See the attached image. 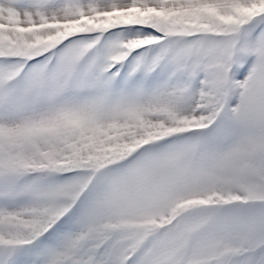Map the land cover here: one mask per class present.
I'll return each instance as SVG.
<instances>
[{
  "label": "snow or ice",
  "instance_id": "snow-or-ice-1",
  "mask_svg": "<svg viewBox=\"0 0 264 264\" xmlns=\"http://www.w3.org/2000/svg\"><path fill=\"white\" fill-rule=\"evenodd\" d=\"M0 264H264V0H0Z\"/></svg>",
  "mask_w": 264,
  "mask_h": 264
}]
</instances>
